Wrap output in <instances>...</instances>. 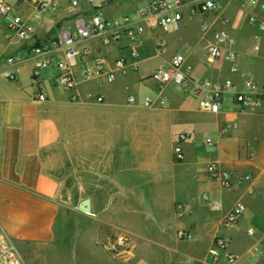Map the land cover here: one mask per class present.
Wrapping results in <instances>:
<instances>
[{
    "label": "crops",
    "instance_id": "0c3cea01",
    "mask_svg": "<svg viewBox=\"0 0 264 264\" xmlns=\"http://www.w3.org/2000/svg\"><path fill=\"white\" fill-rule=\"evenodd\" d=\"M153 1L95 0L73 8L60 0L36 20L32 5L11 0L12 12L0 15V227L27 247L31 264H209L217 237L229 241L234 264H264V94L258 105L243 108L230 91L221 112L213 114L184 89L161 90L150 79L182 54L197 79L230 80L238 90L248 80L264 85V33L255 40L258 29L250 22L264 19L261 6L216 0V11L194 16L195 0H184L181 28L146 30L138 39V60L130 57L126 37L108 46L84 41L81 47L102 57L108 69L115 60L128 59L125 73L111 85L85 83L75 69L81 93L102 95V102L72 103L71 93L56 84L55 70L35 69L32 49L60 31H73L79 20L132 16ZM14 16L29 27L26 38L12 29ZM203 24L209 32L202 31ZM215 32H226L235 44L210 61ZM231 51L235 61L227 58ZM9 57L16 59L15 81L2 74ZM41 92L46 101H37ZM65 125L69 169L82 173L78 187L94 190L85 198L91 213H73L82 221L69 227L68 244L59 242V186L48 173ZM183 133L188 135L185 160L176 163L173 149ZM211 162L236 179L250 175L252 181L221 189L204 175ZM238 204L246 207L245 216L224 228L223 220ZM181 231L191 238L179 240ZM255 235L258 246H250Z\"/></svg>",
    "mask_w": 264,
    "mask_h": 264
},
{
    "label": "built area",
    "instance_id": "2783aa9c",
    "mask_svg": "<svg viewBox=\"0 0 264 264\" xmlns=\"http://www.w3.org/2000/svg\"><path fill=\"white\" fill-rule=\"evenodd\" d=\"M71 7L78 8L84 3H94L95 0H67ZM250 5L261 6L264 10V0H245ZM60 0H18L19 4L29 3L36 10L34 18H41L42 12L47 9H55L59 6ZM184 0H154L149 6L139 9L132 16H125L118 19L106 20L100 15H93L88 21L79 20L73 31L63 30L50 43H41L32 49L33 63L37 71L55 70L56 84L71 93L72 103H81L85 100L102 102L103 96L93 92L83 95L80 91V83L75 75V69L79 68L85 83L100 81L102 84H113L119 75L127 69V57H121L114 61L111 69H108L102 57H95L90 48H82L81 44L90 39L99 40L104 46L117 43L126 37L129 42L130 57L138 60L140 51L138 48L139 37L146 30L159 29L163 32L179 30L183 22ZM218 4L216 0H195L193 15H208L216 11ZM13 10L11 0H0V15L7 16ZM250 22L257 26L258 34L255 40L264 33V19L253 17ZM12 29L21 38H26L29 27L23 19L14 16ZM208 24L202 25V31L209 32ZM213 43L208 48L210 61H216L224 56L225 46H234L235 40L226 32H215ZM163 44V43H162ZM161 44V47L163 46ZM231 61L236 60V53L231 51L227 57ZM16 65L15 58L5 60V68L2 74L9 81H15L17 71L13 68ZM238 67L234 66L232 72L236 73ZM150 79L162 90L169 85H176L187 91L197 99L203 111L218 114L222 110L224 95L230 91L234 92L235 102L243 108L256 106L260 97L264 94V85H259L251 80L244 82V89L238 90L237 86L230 80L210 81L197 79L192 76V70L186 65L185 56L178 54L171 60L168 68L155 71ZM37 101L47 100V96L41 92L36 96ZM153 99L148 98L147 106L153 105ZM160 106L165 107V102L160 101ZM188 135L183 133L175 143L173 159L176 163L185 160V142ZM208 144L212 141L207 140ZM206 180L218 185L221 189H231L235 182H251L250 175L236 179L234 175L224 170L219 163L211 162L204 169ZM246 213L243 204L236 205L229 215L223 220L222 226L230 228L234 226ZM252 234V233H250ZM181 241L189 240L190 234L184 231L178 233ZM229 241L223 237L214 239V247L211 251L209 264H219L224 260L227 264L235 263V256L229 250ZM0 264H26L16 243L0 227Z\"/></svg>",
    "mask_w": 264,
    "mask_h": 264
},
{
    "label": "rangeland",
    "instance_id": "374dc122",
    "mask_svg": "<svg viewBox=\"0 0 264 264\" xmlns=\"http://www.w3.org/2000/svg\"><path fill=\"white\" fill-rule=\"evenodd\" d=\"M66 132L67 128L65 125V136H63V138L61 139L60 145L52 150V156H50L52 162L50 163V165H48V173L54 178L59 186L57 194L55 196V200L59 205L61 213L59 242H61L62 244H68L71 240V235L73 234L71 230L73 229H70L69 227L73 225L74 222L82 221L81 219H77V216L73 215V213L75 211H80L78 209L79 204L83 200H85V198L91 196L94 191L90 188L87 189L77 186L79 180H82L83 176L81 173L79 177L78 173H74L73 170L71 171V169H69ZM245 228V233H248L250 225H247ZM80 233L82 235V231H80ZM257 239V235L250 237V246H258L256 244ZM16 245L24 259V262L26 264H31V253L28 250L26 251L27 247L19 244ZM247 258L251 259L250 254L247 255Z\"/></svg>",
    "mask_w": 264,
    "mask_h": 264
},
{
    "label": "water",
    "instance_id": "95a60500",
    "mask_svg": "<svg viewBox=\"0 0 264 264\" xmlns=\"http://www.w3.org/2000/svg\"><path fill=\"white\" fill-rule=\"evenodd\" d=\"M78 209L83 213L90 214L91 213V201L89 199L82 201L79 204Z\"/></svg>",
    "mask_w": 264,
    "mask_h": 264
}]
</instances>
